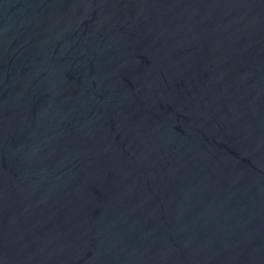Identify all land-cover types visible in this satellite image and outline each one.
I'll return each instance as SVG.
<instances>
[{"label":"water","instance_id":"95a60500","mask_svg":"<svg viewBox=\"0 0 264 264\" xmlns=\"http://www.w3.org/2000/svg\"><path fill=\"white\" fill-rule=\"evenodd\" d=\"M0 264H264V0H0Z\"/></svg>","mask_w":264,"mask_h":264}]
</instances>
